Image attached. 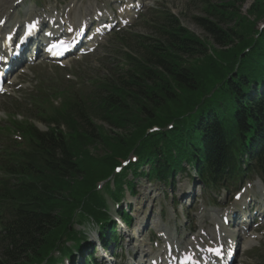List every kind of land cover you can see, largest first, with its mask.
<instances>
[{"label":"trees","instance_id":"trees-1","mask_svg":"<svg viewBox=\"0 0 264 264\" xmlns=\"http://www.w3.org/2000/svg\"><path fill=\"white\" fill-rule=\"evenodd\" d=\"M244 1L237 0L240 4ZM231 6L233 3L228 2L221 8L227 9ZM238 8L233 14L229 11L219 14L222 17H231V20L237 18L235 22L238 25L235 30L224 31L213 22L199 20L201 29L215 45L235 46L226 53L218 50V55L224 59L239 52L240 45L250 40L254 33V21L242 17ZM248 16H254L255 21L264 17V0H255ZM155 29L167 39L172 38V41L161 44L162 47L152 51L150 59L143 61L140 66L136 64L137 69L129 71L126 78L120 79L119 76L113 79V84L107 83L106 88H99L105 96L97 106L112 130L108 132L102 127L92 125L83 130L79 123L73 121L74 117L63 114L64 117L67 115L65 123L69 125L72 137L68 146L60 147L52 137L47 138L49 146L46 150L39 151L40 157L28 163V171L22 172V181L16 187L5 191L2 206L11 211L10 215L14 220L8 222L9 236L7 245L0 254V264L38 262V258L53 246L54 238L62 230L82 195L92 187V182L103 178L109 172L113 163L111 157L125 155L138 140L145 143L144 146L151 147V138L142 139V136L149 126L161 123L162 118L158 112L169 114L172 105L183 110L184 103L191 105L197 102V96L192 93L198 89L199 84L192 64L212 65L206 54L205 42H198L174 19L169 21L168 26H156ZM148 54L145 52L147 57ZM183 57L188 64H181L184 62ZM146 62L151 68L147 67ZM176 88L181 94L176 95L173 90ZM244 91L245 85L242 83L229 84L223 92L224 101L220 102L222 104L208 109L202 116L197 135L196 130H191L186 136L180 135L176 139L178 142L167 145V150L173 146L181 157L184 148L191 147L193 153H196L195 149L205 143L204 154L208 157L212 153L211 148L220 145V124L227 121L234 112H238L236 119L243 120L241 107L225 104ZM182 100L186 102L182 103ZM245 101L250 102L248 98ZM108 102H111L110 109L106 108ZM249 108L256 113L252 106ZM258 116L256 123L263 128L264 117ZM169 117L171 119L173 115ZM54 122L59 124V121ZM35 173L37 176L32 178ZM3 231L5 232V227ZM2 238L6 240L4 236Z\"/></svg>","mask_w":264,"mask_h":264},{"label":"rangeland","instance_id":"rangeland-1","mask_svg":"<svg viewBox=\"0 0 264 264\" xmlns=\"http://www.w3.org/2000/svg\"><path fill=\"white\" fill-rule=\"evenodd\" d=\"M187 0H153L152 5H148V10L157 9V7L160 6H167L169 10L179 19V21L189 30L197 34L201 37H207L205 34L199 30L194 23L192 22V17L196 15L200 10L197 9V7L192 6H186ZM249 3H252V0H247V3L242 7L241 11L244 13L247 8L249 7ZM142 29L139 27H135V30L133 31H141ZM113 37L110 36L99 48V50L91 57L84 58L80 62H74L71 61L70 68L71 70L66 71H55L54 67L48 68L42 71H38L36 69V72H34L35 78L37 82L43 83L44 85H48L50 82V79H55L57 81L58 86H66L70 82L72 83H78L80 81L79 78H77V74H80L83 79L92 78L97 73V66H98V58L100 59L102 55H104L107 52V47L112 45L114 42L111 40ZM210 40V39H209ZM71 75L72 80L67 81L65 80V75ZM42 76L45 77L44 81L42 80ZM68 82V83H67ZM22 83L26 84L29 87H32V79H24ZM16 97L19 99V102L22 103L25 107L21 110L18 109H12L10 107L12 104L19 103L16 100L2 98L0 99V119L3 121L5 120V116L9 115L18 118L21 115H24L28 118H31V120L36 124V126L44 131L46 129V126L43 122H40L36 119H34V112L31 110V106H29L26 101L28 100L27 97L20 91L16 94ZM21 112V113H19ZM97 124H100L97 122ZM106 127V126H105ZM186 183L185 179H181L178 177L176 181V186L179 188V186H183ZM139 196L136 198L135 207L138 209L137 219L140 220L143 216L148 219V222L151 221V224H155V219L160 216L159 210L165 209L166 213L170 210V203H171V196L172 192L171 190L164 189L163 186L156 185L157 189H155L153 186H149L148 183L145 181L139 182ZM179 195V191L176 190L175 196ZM165 196V197H164ZM155 198V199H154ZM198 204L200 203V199H198V202L196 204H192L191 208L193 210H197ZM160 206V209L158 207ZM167 220L169 221L171 219V216L167 213L166 215ZM181 220H179V224ZM161 226L168 227L170 229V224L168 222L164 224H160ZM128 236H134L135 240L130 242V247L135 245L136 249L138 248V245L142 242V240L145 237L144 233L140 235H136L134 231L129 230L127 232ZM127 247V245H126ZM127 249H129L127 247ZM260 251V252H259ZM255 254L245 255L242 256L240 259V264H264V249L263 247ZM125 263V261H122ZM132 264H138L137 262H133Z\"/></svg>","mask_w":264,"mask_h":264},{"label":"bare ground","instance_id":"bare-ground-1","mask_svg":"<svg viewBox=\"0 0 264 264\" xmlns=\"http://www.w3.org/2000/svg\"><path fill=\"white\" fill-rule=\"evenodd\" d=\"M5 1H9V2H8V5H9V4L11 5V3H12L13 0H0V9H1V6H2V5H5ZM1 10H2V9H1ZM35 41H38V40H35ZM0 115H1V113H0Z\"/></svg>","mask_w":264,"mask_h":264},{"label":"snow or ice","instance_id":"snow-or-ice-1","mask_svg":"<svg viewBox=\"0 0 264 264\" xmlns=\"http://www.w3.org/2000/svg\"><path fill=\"white\" fill-rule=\"evenodd\" d=\"M117 171H119V169H117ZM239 197H237V199H238Z\"/></svg>","mask_w":264,"mask_h":264}]
</instances>
